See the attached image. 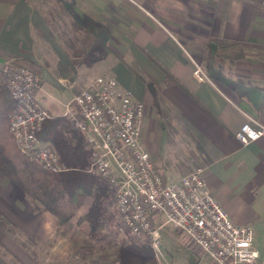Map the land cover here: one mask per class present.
I'll list each match as a JSON object with an SVG mask.
<instances>
[{"label": "crops", "instance_id": "obj_1", "mask_svg": "<svg viewBox=\"0 0 264 264\" xmlns=\"http://www.w3.org/2000/svg\"><path fill=\"white\" fill-rule=\"evenodd\" d=\"M75 3L106 25L104 57L83 63L89 35L72 29L57 0H0V61L40 75L36 99L71 142L83 136L71 124L73 93L97 74L115 76L144 103L140 143L156 168L164 177L166 168L168 181H175L203 166L229 216L252 226L253 264H264V137L244 144L235 135L248 116L264 124V0ZM192 59L202 64L203 80L193 76ZM170 136L179 146L177 163L164 164L159 144ZM0 218L37 242L50 238L57 224L1 171Z\"/></svg>", "mask_w": 264, "mask_h": 264}, {"label": "built area", "instance_id": "obj_2", "mask_svg": "<svg viewBox=\"0 0 264 264\" xmlns=\"http://www.w3.org/2000/svg\"><path fill=\"white\" fill-rule=\"evenodd\" d=\"M192 60L193 76L203 80L202 64ZM0 75L14 100L9 131L16 147L43 168L67 170L55 146L40 143L36 134L50 116L35 96L40 75L11 60L0 61ZM70 103L77 110L71 124L90 153L88 170L113 187L122 233L148 241L156 264L170 263L161 232L165 224L183 232L214 264L254 263L258 251L252 246V226L229 216L208 187L203 166L175 181L156 168L140 143L144 103L119 86L115 76H95L73 93ZM235 135L244 144L264 137V124L248 116Z\"/></svg>", "mask_w": 264, "mask_h": 264}, {"label": "trees", "instance_id": "obj_3", "mask_svg": "<svg viewBox=\"0 0 264 264\" xmlns=\"http://www.w3.org/2000/svg\"><path fill=\"white\" fill-rule=\"evenodd\" d=\"M69 17L74 31L89 38L82 45L83 63L93 65L104 57L108 29L106 25L83 12L75 0H57ZM14 100L0 75V171L14 183L36 206L50 213L57 222L58 236L69 229V223L82 227L89 238L103 239L101 226L112 221L107 201L114 196L113 187L98 173L88 170L89 150L80 134L71 142L58 128L53 117L46 118L38 131V138L50 139L56 145L59 158L69 168L52 171L43 168L19 151L9 131V115ZM117 212V211H116ZM84 226V228H83ZM111 264H156L148 241L129 240L116 248V258Z\"/></svg>", "mask_w": 264, "mask_h": 264}, {"label": "rangeland", "instance_id": "obj_4", "mask_svg": "<svg viewBox=\"0 0 264 264\" xmlns=\"http://www.w3.org/2000/svg\"><path fill=\"white\" fill-rule=\"evenodd\" d=\"M80 33L85 35L83 32ZM1 82L6 86L2 77ZM164 139L165 142L159 144L160 161L164 164L177 163L178 143L174 142L171 136ZM163 171L168 180L166 168ZM107 208L112 213V221L105 220L100 227L103 235L100 241L89 238L82 227L71 221L68 231L63 236H58L56 224L50 238L37 242L32 240L30 232L12 228V225L6 224L0 218V264H111L116 258V248L123 242L145 239L135 238L127 233L126 237L124 236L120 229L121 221L116 212L114 196L107 201ZM162 232L164 246L169 252V264H214L183 232L170 224H165ZM33 249L36 251L35 254L31 253Z\"/></svg>", "mask_w": 264, "mask_h": 264}]
</instances>
